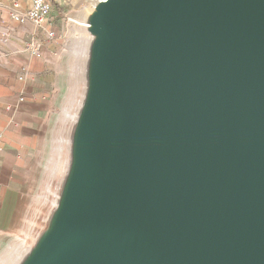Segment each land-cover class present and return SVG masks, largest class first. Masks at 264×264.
Masks as SVG:
<instances>
[{
	"label": "water",
	"instance_id": "1",
	"mask_svg": "<svg viewBox=\"0 0 264 264\" xmlns=\"http://www.w3.org/2000/svg\"><path fill=\"white\" fill-rule=\"evenodd\" d=\"M70 165L19 264H264V0H99Z\"/></svg>",
	"mask_w": 264,
	"mask_h": 264
},
{
	"label": "crops",
	"instance_id": "2",
	"mask_svg": "<svg viewBox=\"0 0 264 264\" xmlns=\"http://www.w3.org/2000/svg\"><path fill=\"white\" fill-rule=\"evenodd\" d=\"M10 7L11 0H0V245L20 224L48 147L60 49L58 34L15 20ZM44 24L56 30L50 18Z\"/></svg>",
	"mask_w": 264,
	"mask_h": 264
},
{
	"label": "rangeland",
	"instance_id": "3",
	"mask_svg": "<svg viewBox=\"0 0 264 264\" xmlns=\"http://www.w3.org/2000/svg\"><path fill=\"white\" fill-rule=\"evenodd\" d=\"M50 1L53 4L50 19L53 22V26L56 27V34L59 35L60 49L58 51L57 93L49 117L48 147L46 153H43V162L36 166L34 179L27 190V200L22 212L20 224L12 232L9 241L0 245V264H2L1 260L9 254L13 247L24 239L25 235L36 240L47 225L53 204L51 206V200L45 203L42 194L44 195L46 193L48 183L54 180L55 184L50 195L53 196V192L57 190L56 184L60 185L64 177V174H61L62 171L59 172L58 170L54 172L53 169V166L56 165L54 164L55 147L65 124L64 112H66L67 108H72L71 101L78 78L74 69L75 58L71 50V42L78 33L73 30L76 23L71 19H74V16H80V12L85 8L90 9L91 13L99 0ZM83 79L85 81V77ZM84 81L82 86L84 85V89H86V82ZM76 110H78V107ZM26 253L27 251H24L19 257H11L5 264H19Z\"/></svg>",
	"mask_w": 264,
	"mask_h": 264
},
{
	"label": "bare ground",
	"instance_id": "4",
	"mask_svg": "<svg viewBox=\"0 0 264 264\" xmlns=\"http://www.w3.org/2000/svg\"><path fill=\"white\" fill-rule=\"evenodd\" d=\"M90 14V9H83L80 12V16L72 18L71 20L76 23L75 28L73 30L78 33L77 36L71 42V50L74 54V69L77 73V85L74 91V96L71 101L72 108H67L65 114V124L60 136L57 139L56 147H55V156H54V164L53 166L54 172L62 171L61 174H67L70 160H71V145H72V129L74 127V123L77 120L79 109L84 101V96L86 90L84 89L83 81L85 77L86 82V68H87V60L90 52V45L93 39V36L89 33V23H88V15ZM87 16V18H86ZM75 33V34H76ZM69 51V50H68ZM78 107V110H76ZM60 174V173H59ZM60 174V175H61ZM62 183V182H61ZM55 184L54 180H51L46 189V193L43 196V201L48 203L51 200V206L53 204V208L56 206L59 195V187L57 185V190L54 191L53 196L52 188ZM35 239H31L30 236L25 235L24 239L17 243L13 249L9 252V254L1 260L2 264H5L11 257H19L24 251H28L35 243Z\"/></svg>",
	"mask_w": 264,
	"mask_h": 264
},
{
	"label": "built area",
	"instance_id": "5",
	"mask_svg": "<svg viewBox=\"0 0 264 264\" xmlns=\"http://www.w3.org/2000/svg\"><path fill=\"white\" fill-rule=\"evenodd\" d=\"M25 2L23 0H11V17L22 23L31 22L38 28L39 32H44L48 37H56V31L50 30L44 24L52 15V2L50 0Z\"/></svg>",
	"mask_w": 264,
	"mask_h": 264
}]
</instances>
